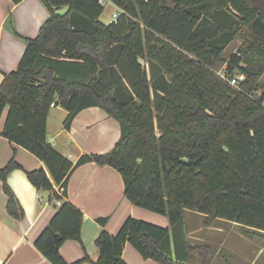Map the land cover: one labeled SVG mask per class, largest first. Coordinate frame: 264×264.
I'll list each match as a JSON object with an SVG mask.
<instances>
[{"label":"trees","instance_id":"obj_1","mask_svg":"<svg viewBox=\"0 0 264 264\" xmlns=\"http://www.w3.org/2000/svg\"><path fill=\"white\" fill-rule=\"evenodd\" d=\"M41 1L49 15L37 36L24 37L17 68L0 84V117L7 108L1 135L44 162L50 177L41 167L27 178L60 200L35 240L39 252L69 264L59 248L81 240L83 213L68 199L67 182L88 162L115 168L125 197L169 222L128 216L115 234L102 228L92 264H127L126 243L160 264H193V253L205 263L209 248L188 242L185 210L204 214L205 224L221 218L264 231V87L255 95L264 71V0H110L121 12L109 23L99 19L98 0ZM7 22L19 35L11 15ZM241 27L261 66H250L239 47L220 74L214 66ZM51 103L68 112L65 129L81 110L101 107L119 122L118 140L72 162L47 140ZM20 167L13 154L0 168L6 210L15 218L23 210L6 177Z\"/></svg>","mask_w":264,"mask_h":264},{"label":"crops","instance_id":"obj_2","mask_svg":"<svg viewBox=\"0 0 264 264\" xmlns=\"http://www.w3.org/2000/svg\"><path fill=\"white\" fill-rule=\"evenodd\" d=\"M66 9L63 6L59 12ZM9 15L19 33L17 36L7 26ZM48 15L41 0H21L16 4L11 0H0V84L4 74L17 68L26 47L24 37L37 36ZM5 111L0 117V168L13 154L21 165L8 173L6 181L23 210V216L15 218L7 212V196L0 180V264H52L34 243L59 204L47 190H38L27 178L26 171L41 167L50 177L44 162L1 135ZM67 115L62 106H51L47 117V140L72 162L85 153L109 151L120 136L119 122L99 106L78 112L69 129L63 125ZM53 186L58 189V185ZM67 194L83 213L81 240L68 239L59 248L61 256L69 264H92L91 261L99 255L95 239L101 229L115 234L128 216L159 226L169 224L165 216L131 203L124 195L121 174L106 164L88 162L75 168L68 177ZM190 212L185 210L184 213L187 240L193 246H207L210 252L205 263L201 259L202 264H264V231L250 227L244 229L238 223L221 218L205 224V215L192 211L200 222L197 226L202 227L198 230L192 228L193 232L185 221ZM97 217L107 218L103 226L97 222ZM196 254H192L191 262L193 258L197 259ZM85 257L88 260H84ZM122 258L127 264H160L143 258L130 243L125 244Z\"/></svg>","mask_w":264,"mask_h":264},{"label":"rangeland","instance_id":"obj_3","mask_svg":"<svg viewBox=\"0 0 264 264\" xmlns=\"http://www.w3.org/2000/svg\"><path fill=\"white\" fill-rule=\"evenodd\" d=\"M167 3H168V5L173 6L174 5V0H167ZM103 6L104 7H103V10L101 12V15L99 16V19L102 22H104V23H109L112 20V13L114 11H117V7L111 1L105 2L103 4ZM8 25H9V22H7V26ZM249 39H251V38L249 37V35L247 33V27H241V29H240L238 35L235 37V39L233 41H231L227 45V47L224 49V51L222 52V54H221V60L214 66V70L216 72L220 73V74H223V70H224V68L226 66V60L228 59L229 55L231 53H233V52H236V50L239 47L243 49V52L246 54V56H248L249 58H251V60H250L251 62L249 63L250 66H253V67L259 66L260 67L261 66V63H262L261 58L256 53H253L250 50H248V42H249L248 40ZM231 84L235 85L236 84L235 80L231 81ZM258 85H259V89L255 92V95H258L260 93L261 89L264 87V71H263L261 77L259 78ZM5 110L7 111V108H5L4 111ZM191 212L188 213L189 215H186V220L185 221L187 223L186 224L187 225V228H189L190 230L192 228L194 230L195 229L198 230L199 228H202L201 226L200 227L197 226V225H200V222H199L198 218L197 217H194V214L191 213ZM160 215L161 216H165L163 214H160ZM165 218H167V217L165 216ZM194 230H193V232H194ZM196 256H197L196 257L197 259H194L193 258L192 263L193 264H202V261H201V258L199 257V255L196 254Z\"/></svg>","mask_w":264,"mask_h":264},{"label":"built area","instance_id":"obj_4","mask_svg":"<svg viewBox=\"0 0 264 264\" xmlns=\"http://www.w3.org/2000/svg\"><path fill=\"white\" fill-rule=\"evenodd\" d=\"M99 3H101L102 5L107 2V1H110V0H98ZM121 10L117 8V11H115L113 14H112V20L111 21H115L117 19V17L119 16ZM54 104L51 103V106H53ZM57 204H60V200H57Z\"/></svg>","mask_w":264,"mask_h":264},{"label":"water","instance_id":"obj_5","mask_svg":"<svg viewBox=\"0 0 264 264\" xmlns=\"http://www.w3.org/2000/svg\"><path fill=\"white\" fill-rule=\"evenodd\" d=\"M139 62H141V60H139Z\"/></svg>","mask_w":264,"mask_h":264}]
</instances>
